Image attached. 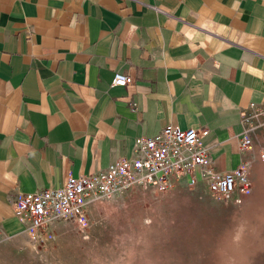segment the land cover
Instances as JSON below:
<instances>
[{
  "label": "crops",
  "instance_id": "obj_1",
  "mask_svg": "<svg viewBox=\"0 0 264 264\" xmlns=\"http://www.w3.org/2000/svg\"><path fill=\"white\" fill-rule=\"evenodd\" d=\"M256 106L264 0H0V234L23 233L18 194L104 168L168 123L202 130L212 170L254 166Z\"/></svg>",
  "mask_w": 264,
  "mask_h": 264
},
{
  "label": "rangeland",
  "instance_id": "obj_2",
  "mask_svg": "<svg viewBox=\"0 0 264 264\" xmlns=\"http://www.w3.org/2000/svg\"><path fill=\"white\" fill-rule=\"evenodd\" d=\"M246 118L250 129L261 127L264 106ZM249 172L251 189L239 203L203 183L135 187L98 198L83 220L0 234V264H264V162Z\"/></svg>",
  "mask_w": 264,
  "mask_h": 264
},
{
  "label": "built area",
  "instance_id": "obj_3",
  "mask_svg": "<svg viewBox=\"0 0 264 264\" xmlns=\"http://www.w3.org/2000/svg\"><path fill=\"white\" fill-rule=\"evenodd\" d=\"M128 79L116 71L111 85H125ZM201 136L199 128L168 123L156 134L137 136L129 156L118 157L104 168L89 174H69L57 187L18 194L12 201L14 213L25 230L39 232L59 220H83L88 206L98 198L127 193L135 187L166 189L183 181L203 183L211 195L241 202L251 189L248 162L223 172L212 170ZM252 141L251 134L244 130L238 145L248 149ZM259 158L264 162V147Z\"/></svg>",
  "mask_w": 264,
  "mask_h": 264
},
{
  "label": "clouds",
  "instance_id": "obj_4",
  "mask_svg": "<svg viewBox=\"0 0 264 264\" xmlns=\"http://www.w3.org/2000/svg\"><path fill=\"white\" fill-rule=\"evenodd\" d=\"M240 229L242 230V226H240Z\"/></svg>",
  "mask_w": 264,
  "mask_h": 264
}]
</instances>
